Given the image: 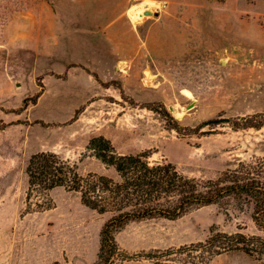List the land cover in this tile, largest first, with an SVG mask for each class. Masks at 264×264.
<instances>
[{
  "label": "rangeland",
  "instance_id": "obj_1",
  "mask_svg": "<svg viewBox=\"0 0 264 264\" xmlns=\"http://www.w3.org/2000/svg\"><path fill=\"white\" fill-rule=\"evenodd\" d=\"M143 1L0 0V264L99 263L111 214L66 187L28 198L34 153L116 178L87 149L105 135L205 180L264 156V0H153L134 24ZM211 230L264 236L250 208L202 206L129 222L114 264H264L179 250Z\"/></svg>",
  "mask_w": 264,
  "mask_h": 264
},
{
  "label": "trees",
  "instance_id": "obj_2",
  "mask_svg": "<svg viewBox=\"0 0 264 264\" xmlns=\"http://www.w3.org/2000/svg\"><path fill=\"white\" fill-rule=\"evenodd\" d=\"M87 149L113 168L117 177L95 172L82 175L75 163L58 153L41 151L32 154L26 166L27 197L35 191L46 195L56 187H66L79 193L87 207L110 213L100 232L98 264H114L125 256L115 233L129 222L159 217L174 220L202 206L250 208L254 223L264 232V156L241 160L218 177L205 180L184 175L170 161L152 162L147 152L121 154L105 135L92 137ZM185 249L206 254L207 259L242 251L264 261V236L211 230L205 241L179 250Z\"/></svg>",
  "mask_w": 264,
  "mask_h": 264
},
{
  "label": "bare ground",
  "instance_id": "obj_3",
  "mask_svg": "<svg viewBox=\"0 0 264 264\" xmlns=\"http://www.w3.org/2000/svg\"><path fill=\"white\" fill-rule=\"evenodd\" d=\"M158 4L156 1L153 0H145L141 2L140 4L133 5L129 8L128 14L130 18L132 19L133 23H139L144 17L145 11L147 10H154L155 7H157ZM187 94H190L187 91Z\"/></svg>",
  "mask_w": 264,
  "mask_h": 264
},
{
  "label": "water",
  "instance_id": "obj_4",
  "mask_svg": "<svg viewBox=\"0 0 264 264\" xmlns=\"http://www.w3.org/2000/svg\"><path fill=\"white\" fill-rule=\"evenodd\" d=\"M145 14H148V15L156 14V15H158L159 12L158 11L154 12L153 10H147V11H145Z\"/></svg>",
  "mask_w": 264,
  "mask_h": 264
},
{
  "label": "built area",
  "instance_id": "obj_5",
  "mask_svg": "<svg viewBox=\"0 0 264 264\" xmlns=\"http://www.w3.org/2000/svg\"><path fill=\"white\" fill-rule=\"evenodd\" d=\"M159 8V7H158Z\"/></svg>",
  "mask_w": 264,
  "mask_h": 264
}]
</instances>
